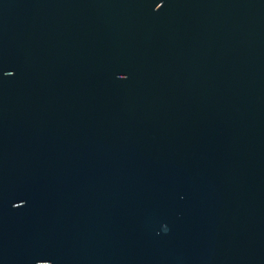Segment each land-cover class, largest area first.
I'll return each instance as SVG.
<instances>
[{
  "label": "water",
  "instance_id": "water-1",
  "mask_svg": "<svg viewBox=\"0 0 264 264\" xmlns=\"http://www.w3.org/2000/svg\"><path fill=\"white\" fill-rule=\"evenodd\" d=\"M156 2L0 0V264H264V0Z\"/></svg>",
  "mask_w": 264,
  "mask_h": 264
},
{
  "label": "snow or ice",
  "instance_id": "snow-or-ice-1",
  "mask_svg": "<svg viewBox=\"0 0 264 264\" xmlns=\"http://www.w3.org/2000/svg\"><path fill=\"white\" fill-rule=\"evenodd\" d=\"M164 4V0H157V2L155 3V8L159 9L162 5ZM10 70V71H9ZM117 73H120L122 75L118 76L120 78H125L126 77V72L125 71H118ZM5 75H11L12 74V70L11 69H8L5 71L4 73ZM21 203H23V201H21ZM19 205V204H18ZM41 261H45L46 264H49V260L45 259V260H41Z\"/></svg>",
  "mask_w": 264,
  "mask_h": 264
}]
</instances>
